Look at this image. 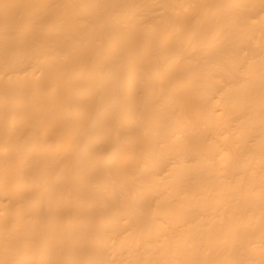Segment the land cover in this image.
I'll list each match as a JSON object with an SVG mask.
<instances>
[{
  "label": "bare ground",
  "instance_id": "6f19581e",
  "mask_svg": "<svg viewBox=\"0 0 264 264\" xmlns=\"http://www.w3.org/2000/svg\"><path fill=\"white\" fill-rule=\"evenodd\" d=\"M0 264H264V0H0Z\"/></svg>",
  "mask_w": 264,
  "mask_h": 264
}]
</instances>
